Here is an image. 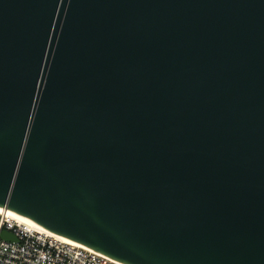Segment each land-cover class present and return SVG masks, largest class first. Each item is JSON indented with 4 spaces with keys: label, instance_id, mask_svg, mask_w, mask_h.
I'll return each instance as SVG.
<instances>
[{
    "label": "water",
    "instance_id": "1",
    "mask_svg": "<svg viewBox=\"0 0 264 264\" xmlns=\"http://www.w3.org/2000/svg\"><path fill=\"white\" fill-rule=\"evenodd\" d=\"M0 208L126 264H264V0H0Z\"/></svg>",
    "mask_w": 264,
    "mask_h": 264
},
{
    "label": "built area",
    "instance_id": "2",
    "mask_svg": "<svg viewBox=\"0 0 264 264\" xmlns=\"http://www.w3.org/2000/svg\"><path fill=\"white\" fill-rule=\"evenodd\" d=\"M10 232L17 240L1 237ZM0 264H126L63 239L0 209Z\"/></svg>",
    "mask_w": 264,
    "mask_h": 264
},
{
    "label": "bare ground",
    "instance_id": "3",
    "mask_svg": "<svg viewBox=\"0 0 264 264\" xmlns=\"http://www.w3.org/2000/svg\"><path fill=\"white\" fill-rule=\"evenodd\" d=\"M0 209H1V208H0ZM2 209H4V208H2ZM9 211H11V210H9ZM11 213H12L13 215H15L16 217H18V218H21V219H23V220L28 221V222L31 223L33 226H36V227H38L39 229H41V230H43V231L49 232V233H51L52 235L57 236V237L63 239V240L66 241V242H71V243L79 244V245L82 246V244H80V243H78V242H76V241H73V240H71V239H69V238H66V237H64V236H61V235H58V234H56V233L51 232L50 230L46 229L45 227H43L42 225L38 224L37 222L33 221L32 219H30V218H28V217L22 216V215H20V214L14 212V211H11ZM83 246H84V245H83Z\"/></svg>",
    "mask_w": 264,
    "mask_h": 264
}]
</instances>
